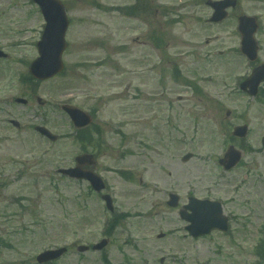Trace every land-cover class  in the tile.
I'll return each instance as SVG.
<instances>
[{
  "label": "rangeland",
  "instance_id": "1",
  "mask_svg": "<svg viewBox=\"0 0 264 264\" xmlns=\"http://www.w3.org/2000/svg\"><path fill=\"white\" fill-rule=\"evenodd\" d=\"M61 1L64 72L30 86L20 78L37 56L43 18L30 0H0V264H38V253L60 246L68 250L55 264H107L103 256L110 264H254L264 235V82L254 98L239 92L252 63L240 52L236 17H257L254 65L264 64V0H238L217 24L205 0H140L147 13L130 15L136 0ZM64 103L98 110L94 169L113 212L86 181L56 171L81 153ZM239 124L247 137L230 139ZM229 145L242 159L225 171L218 159ZM168 192L180 196L177 207L166 204ZM189 194L221 201L228 232L190 237L178 215ZM102 238L103 250L77 251Z\"/></svg>",
  "mask_w": 264,
  "mask_h": 264
},
{
  "label": "water",
  "instance_id": "2",
  "mask_svg": "<svg viewBox=\"0 0 264 264\" xmlns=\"http://www.w3.org/2000/svg\"><path fill=\"white\" fill-rule=\"evenodd\" d=\"M40 6V9L45 18V25L40 40L37 42L38 57L35 58L29 66L31 75L37 79H46L52 77L56 73L62 70V53L66 47V41L64 38L67 28L68 20L64 11V7L60 0H33ZM215 8L214 20H221L226 16L225 8L229 5H234L235 0H221L210 2ZM239 30L242 34L241 50L251 60L256 58L257 44L254 40L253 34L256 29V22L254 17L242 16L239 18L238 24ZM6 54L0 51V56ZM264 79V65L258 66L253 69L252 74L241 85L242 88H249L251 94H255L257 86L261 80ZM17 102L25 103L26 100L17 98ZM63 109L70 115L76 126H82L89 122L87 115L74 106L64 105ZM14 126H19L15 120L11 121ZM35 129L41 134L45 135L51 140H55L57 136L51 133L44 126H36ZM247 127L237 126L234 128V134L238 136H244L246 134ZM264 145V137H263ZM190 154L183 157V160H187ZM240 158V152L235 150L232 146L226 151L224 158L220 160V163L225 168H230L235 165ZM76 166L67 169H59V172L66 174L70 177L84 178L89 180L92 187L99 191L104 187L102 180L89 169H83V165H93L94 160L92 155L84 154L76 157ZM108 208L112 209V200L109 195H104ZM178 198L175 195H171L169 204L176 205ZM186 209L191 212L188 213ZM180 215L183 219L189 222L186 229L192 236H199L207 234L213 229L227 230V218L222 215L221 205L216 201L199 200L191 198L189 203L184 206L180 211ZM107 240L92 246L93 249H101L105 246ZM79 251L88 250V246H79ZM66 251L65 247L55 250H46L37 256V261L40 263L50 261L61 256Z\"/></svg>",
  "mask_w": 264,
  "mask_h": 264
},
{
  "label": "flooded vegetation",
  "instance_id": "3",
  "mask_svg": "<svg viewBox=\"0 0 264 264\" xmlns=\"http://www.w3.org/2000/svg\"><path fill=\"white\" fill-rule=\"evenodd\" d=\"M209 9V12L211 13L212 10L210 7H207ZM142 9L143 12H146L147 13V8H146V4H145V1H142L140 3V10ZM139 97V92L135 93L134 96L131 95V98H138ZM96 113H98V110L96 111ZM90 114L95 117V112H94V109L90 110ZM93 131L96 133V135L98 134V126L96 125V123L94 124V126L92 127Z\"/></svg>",
  "mask_w": 264,
  "mask_h": 264
},
{
  "label": "trees",
  "instance_id": "4",
  "mask_svg": "<svg viewBox=\"0 0 264 264\" xmlns=\"http://www.w3.org/2000/svg\"><path fill=\"white\" fill-rule=\"evenodd\" d=\"M23 78H24V83H26L27 85H28V84L31 85V84L34 83L33 78H31L28 74L25 75ZM76 135H77V137H78V132H77ZM263 249H264V246H263Z\"/></svg>",
  "mask_w": 264,
  "mask_h": 264
}]
</instances>
